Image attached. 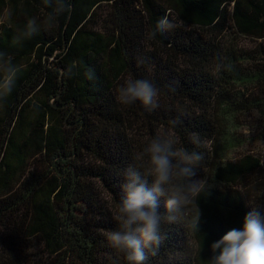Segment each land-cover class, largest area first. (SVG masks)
Instances as JSON below:
<instances>
[{
  "label": "trees",
  "instance_id": "1",
  "mask_svg": "<svg viewBox=\"0 0 264 264\" xmlns=\"http://www.w3.org/2000/svg\"><path fill=\"white\" fill-rule=\"evenodd\" d=\"M64 2L49 28L57 0H0V52L22 69L0 103V264H127L107 239L125 173L169 132L203 153L204 187L148 264H211L213 242L264 212V0ZM166 14L177 27L153 38ZM31 18L40 31L14 44ZM129 78L160 106L119 103Z\"/></svg>",
  "mask_w": 264,
  "mask_h": 264
},
{
  "label": "clouds",
  "instance_id": "2",
  "mask_svg": "<svg viewBox=\"0 0 264 264\" xmlns=\"http://www.w3.org/2000/svg\"><path fill=\"white\" fill-rule=\"evenodd\" d=\"M69 7L64 0H57L56 10L49 13L45 26L53 27L56 17ZM176 27L174 20L166 14L150 35L154 38L158 33L164 34ZM39 31L36 18H31L23 32L14 37L13 43L19 44ZM21 71L6 53L0 52V103L13 92ZM86 75L88 79L95 78L92 69H86ZM159 93L153 81L129 78L118 89L117 99L124 105L139 101L151 112L160 106ZM191 142L197 147L203 146L195 133ZM177 143L171 132L157 134L142 153L134 157L138 163L126 170L123 196L114 215L118 227L107 233V239L114 249L125 254L127 264H148L149 254L157 255L166 239L165 223H174L177 214L183 213L203 190L201 181L191 179L195 176V168L204 160L203 153L178 148ZM161 197L166 198L164 213L159 211ZM211 249L214 253L211 264H264V212L254 206L245 215L242 228L229 230L211 244Z\"/></svg>",
  "mask_w": 264,
  "mask_h": 264
},
{
  "label": "rangeland",
  "instance_id": "3",
  "mask_svg": "<svg viewBox=\"0 0 264 264\" xmlns=\"http://www.w3.org/2000/svg\"><path fill=\"white\" fill-rule=\"evenodd\" d=\"M257 133H254V136L256 135ZM243 152V150H241ZM114 208V207H113ZM115 209V208H114ZM116 210V209H115Z\"/></svg>",
  "mask_w": 264,
  "mask_h": 264
}]
</instances>
